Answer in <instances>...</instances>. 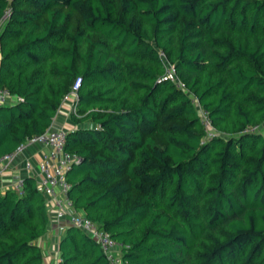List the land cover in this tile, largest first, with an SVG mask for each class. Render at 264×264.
<instances>
[{"label":"trees","instance_id":"16d2710c","mask_svg":"<svg viewBox=\"0 0 264 264\" xmlns=\"http://www.w3.org/2000/svg\"><path fill=\"white\" fill-rule=\"evenodd\" d=\"M77 80L69 196L122 264H264V0H0V88L22 98L0 106V159ZM50 222L36 178L0 194V264H45ZM59 252L111 264L74 225Z\"/></svg>","mask_w":264,"mask_h":264},{"label":"built area","instance_id":"2783aa9c","mask_svg":"<svg viewBox=\"0 0 264 264\" xmlns=\"http://www.w3.org/2000/svg\"><path fill=\"white\" fill-rule=\"evenodd\" d=\"M167 78L175 82L178 88L186 89V85L178 78L176 69L172 65L168 66ZM79 84L80 81L77 80L70 95L74 100L77 98ZM13 98H15L16 101L22 100L21 97L12 95L7 88H0V106L7 104L8 100ZM193 103L199 111L203 125L208 132H212L213 125L209 117V111L204 108L196 98H193ZM73 110L75 111V107ZM257 129L258 127H254L253 130ZM67 134V129L57 128L52 125L44 133L37 134L28 139L27 142L19 146L15 152L4 155L0 159V169H8L11 162L25 149L27 144H40L44 146L47 151L43 153L38 164L39 177L37 188L38 191L43 193L47 198V207L51 216V221L58 224L60 233L64 232L69 225H74L90 234L101 244L111 264H122L119 245L98 223L87 217L84 212L77 210L69 196L71 184L68 181L67 175L74 165L81 162V157L66 149ZM25 168L28 172H31L33 170V163L28 161L25 164ZM13 190L20 195H24L25 179H19L14 184ZM59 257L60 254L57 258V264H59Z\"/></svg>","mask_w":264,"mask_h":264},{"label":"crops","instance_id":"0c3cea01","mask_svg":"<svg viewBox=\"0 0 264 264\" xmlns=\"http://www.w3.org/2000/svg\"><path fill=\"white\" fill-rule=\"evenodd\" d=\"M17 102L15 98L8 100L7 104ZM74 99L69 96L65 99V102L58 112L57 117L53 123L54 127L64 128L67 130L75 128V124L71 120V114L74 108ZM47 149L40 144H27L25 149L21 151L16 158L11 162L8 169H0V189L1 194H4L8 190H13L14 184L19 179H26L27 177L36 178V184L39 177L38 164L41 157ZM30 161L33 163V170L28 172L25 168V164ZM61 233L58 230V224L56 222H50L49 233L38 240V243L44 250L45 264H56L55 257L59 252V240ZM54 237L58 238L57 245L54 243ZM53 240V241H52ZM55 245V246H54Z\"/></svg>","mask_w":264,"mask_h":264},{"label":"rangeland","instance_id":"374dc122","mask_svg":"<svg viewBox=\"0 0 264 264\" xmlns=\"http://www.w3.org/2000/svg\"><path fill=\"white\" fill-rule=\"evenodd\" d=\"M62 233H63V232H62ZM62 233H61V234H62ZM53 239H54V241L52 240V241H53V244L55 243V244L57 245L58 238H57V237H54ZM54 246H55V245H54ZM58 256H59V254H57V256L55 257V260H57ZM56 264H57V263H56Z\"/></svg>","mask_w":264,"mask_h":264}]
</instances>
